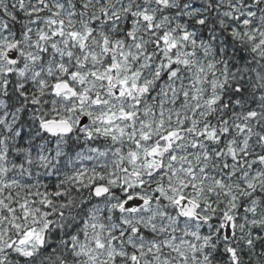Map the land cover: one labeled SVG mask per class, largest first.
<instances>
[{"label":"snow or ice","instance_id":"1","mask_svg":"<svg viewBox=\"0 0 264 264\" xmlns=\"http://www.w3.org/2000/svg\"><path fill=\"white\" fill-rule=\"evenodd\" d=\"M0 264H264V0H0Z\"/></svg>","mask_w":264,"mask_h":264}]
</instances>
